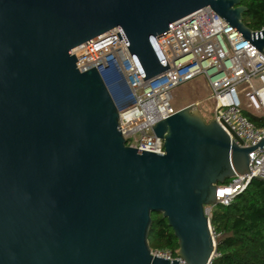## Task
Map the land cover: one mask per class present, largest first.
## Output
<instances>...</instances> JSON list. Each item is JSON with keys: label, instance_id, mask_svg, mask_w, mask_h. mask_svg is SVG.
I'll list each match as a JSON object with an SVG mask.
<instances>
[{"label": "water", "instance_id": "1", "mask_svg": "<svg viewBox=\"0 0 264 264\" xmlns=\"http://www.w3.org/2000/svg\"><path fill=\"white\" fill-rule=\"evenodd\" d=\"M206 7L264 53L241 0H0V264H181L150 248L154 213L178 258L212 263L204 207L264 137L240 147L194 103L153 123L165 154L129 147L109 76L73 51L117 29L150 80L169 69L157 36Z\"/></svg>", "mask_w": 264, "mask_h": 264}, {"label": "built area", "instance_id": "2", "mask_svg": "<svg viewBox=\"0 0 264 264\" xmlns=\"http://www.w3.org/2000/svg\"><path fill=\"white\" fill-rule=\"evenodd\" d=\"M169 28L156 38L169 69L150 80H145L117 29L73 50L80 70L96 64L103 77L109 76L112 87L114 76L118 85L114 101L127 145L165 154L164 141L152 131L153 123L179 111L172 104V91L198 77L209 86L212 119L240 147L258 143L264 137V125H255L245 111L264 119V53L210 7L177 20ZM249 156L252 171L236 173L229 184L219 186L217 206L230 205L253 179L264 180V149L258 148ZM217 206L204 207L210 222ZM210 229L217 241L220 234L212 224ZM153 252L187 264L170 252Z\"/></svg>", "mask_w": 264, "mask_h": 264}, {"label": "trees", "instance_id": "3", "mask_svg": "<svg viewBox=\"0 0 264 264\" xmlns=\"http://www.w3.org/2000/svg\"><path fill=\"white\" fill-rule=\"evenodd\" d=\"M241 4L247 8L244 24L252 31L264 28V0H241ZM245 115L255 125H264L263 118L247 111ZM211 224L220 234L211 264H264V180L253 179L230 205L217 206ZM148 242L153 251L177 256L178 240L162 215L152 214Z\"/></svg>", "mask_w": 264, "mask_h": 264}, {"label": "rangeland", "instance_id": "4", "mask_svg": "<svg viewBox=\"0 0 264 264\" xmlns=\"http://www.w3.org/2000/svg\"><path fill=\"white\" fill-rule=\"evenodd\" d=\"M172 95V104L176 109L181 110L195 103L196 108L207 122L212 119L214 104L210 100V89L203 77L176 87Z\"/></svg>", "mask_w": 264, "mask_h": 264}, {"label": "bare ground", "instance_id": "5", "mask_svg": "<svg viewBox=\"0 0 264 264\" xmlns=\"http://www.w3.org/2000/svg\"><path fill=\"white\" fill-rule=\"evenodd\" d=\"M111 80H113V88L116 90V92L118 91V85L116 84L115 78L113 75H111Z\"/></svg>", "mask_w": 264, "mask_h": 264}]
</instances>
